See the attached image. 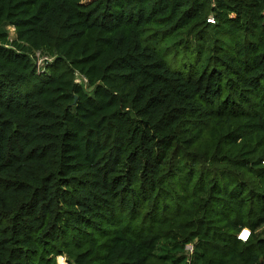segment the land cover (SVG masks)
Instances as JSON below:
<instances>
[{"label": "trees", "instance_id": "16d2710c", "mask_svg": "<svg viewBox=\"0 0 264 264\" xmlns=\"http://www.w3.org/2000/svg\"><path fill=\"white\" fill-rule=\"evenodd\" d=\"M58 255L264 264V0H0V264Z\"/></svg>", "mask_w": 264, "mask_h": 264}, {"label": "built area", "instance_id": "2783aa9c", "mask_svg": "<svg viewBox=\"0 0 264 264\" xmlns=\"http://www.w3.org/2000/svg\"><path fill=\"white\" fill-rule=\"evenodd\" d=\"M250 235V230L248 227H243L241 228V230L237 233L236 237L241 240V241H245L248 239ZM184 254H185V257H186V261L188 262L190 260V257L193 253V250H194V246H193V243L192 242H189V243H186L184 245ZM60 256V255H59ZM58 256V257H59ZM57 264H68L65 257H60L59 260L57 261Z\"/></svg>", "mask_w": 264, "mask_h": 264}, {"label": "rangeland", "instance_id": "374dc122", "mask_svg": "<svg viewBox=\"0 0 264 264\" xmlns=\"http://www.w3.org/2000/svg\"><path fill=\"white\" fill-rule=\"evenodd\" d=\"M211 18H212V16H210L207 20L211 21ZM7 29H8V31H9V35H10V37L12 38V37L14 36V30H13V27H11V26H7ZM42 62H43L42 58L39 57V58L37 59V64H38V65H41ZM81 80H82V79L80 78V81H81ZM58 256H59V255H58ZM58 256L56 257V261H58L60 257H64L63 255H60L59 257H58Z\"/></svg>", "mask_w": 264, "mask_h": 264}]
</instances>
